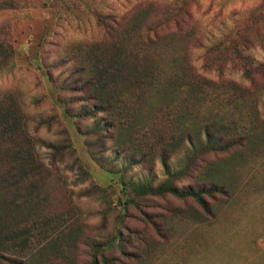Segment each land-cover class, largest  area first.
<instances>
[{
    "label": "rangeland",
    "instance_id": "374dc122",
    "mask_svg": "<svg viewBox=\"0 0 264 264\" xmlns=\"http://www.w3.org/2000/svg\"><path fill=\"white\" fill-rule=\"evenodd\" d=\"M11 1L14 8L0 0V44L10 48L0 65V96L19 104L36 154L50 169L48 217L53 240L59 239L54 251L35 246L33 258L40 264H264V0H146L151 26L180 28L182 61L201 82L180 127L198 141L205 124L225 129L221 139L231 143L196 159L179 178L167 177L157 159L138 164L140 155L120 146L123 136L90 134L94 124L106 123L102 114L71 116L91 108L79 89L70 90L75 78L83 79L82 50L102 37L113 13L136 0ZM245 67L256 74L252 83ZM190 144L167 158L170 171L183 166ZM170 180L177 189L204 191V209L167 193L124 201L132 196L130 183L158 187Z\"/></svg>",
    "mask_w": 264,
    "mask_h": 264
},
{
    "label": "trees",
    "instance_id": "16d2710c",
    "mask_svg": "<svg viewBox=\"0 0 264 264\" xmlns=\"http://www.w3.org/2000/svg\"><path fill=\"white\" fill-rule=\"evenodd\" d=\"M3 1L5 8L15 7L11 0ZM150 5L146 0H136L113 13L102 37L92 40L88 51L82 50L80 58L85 59L78 62L83 79L75 78L70 90L79 89L91 108L71 116L94 120L102 114L106 123L94 124L90 134L110 130V138L123 136L120 146L140 155L138 164L147 158L150 162L151 157L159 161L167 177H187L196 159L229 148L231 143L221 139L229 133L224 134L225 129L212 130L205 124L199 128L203 140L198 141L190 139L186 127H180L181 120L192 113V104L198 101L201 82L186 60L182 61L185 55L179 53L182 31L176 25L171 31L151 26ZM139 8L143 11L136 15ZM244 48L248 49L246 45ZM9 52V47L0 44V65L6 63ZM232 62L224 59L222 63ZM254 75L252 68L245 67L249 83ZM196 134L200 135L198 129ZM185 142L191 144L182 158L183 166L170 171L167 158ZM92 159L99 162L98 155ZM50 175V169L36 154L19 104L10 95L0 96V264H40L32 255L35 246L49 245L52 251L57 248L59 239L53 240L55 223L48 217ZM172 182L158 187H151L149 182L130 183L132 196L124 201L133 203L146 195L167 193L178 199L191 198L204 209V191L177 189Z\"/></svg>",
    "mask_w": 264,
    "mask_h": 264
}]
</instances>
